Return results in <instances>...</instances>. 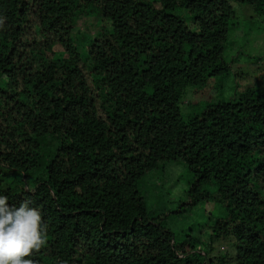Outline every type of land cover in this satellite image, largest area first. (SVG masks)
<instances>
[{
  "label": "trees",
  "instance_id": "trees-1",
  "mask_svg": "<svg viewBox=\"0 0 264 264\" xmlns=\"http://www.w3.org/2000/svg\"><path fill=\"white\" fill-rule=\"evenodd\" d=\"M244 14L264 25V0H0V192L46 225L26 259L264 264V64L231 96L181 105L246 76L225 57ZM172 164L191 174L184 199L151 216L139 183L162 168L166 194ZM200 204L208 223L179 241L167 218Z\"/></svg>",
  "mask_w": 264,
  "mask_h": 264
},
{
  "label": "rangeland",
  "instance_id": "rangeland-1",
  "mask_svg": "<svg viewBox=\"0 0 264 264\" xmlns=\"http://www.w3.org/2000/svg\"><path fill=\"white\" fill-rule=\"evenodd\" d=\"M242 12L247 13L245 10ZM240 13V11L238 12ZM243 14V13H242ZM245 15V14H244ZM245 19H239L232 22L229 31H228V43L225 48V57L233 65V69L237 71L240 75H246L244 77L240 76L236 79L226 77L225 81L223 79L213 80L211 83L210 90L204 91L203 95L201 92L198 94L194 93V89L188 88L182 99V112L185 115H189L192 112L191 105L198 107L203 101L212 99L213 101L218 98L219 95L231 96L235 93V86L241 85L245 87L246 83L250 82L252 84L255 81L257 72L261 64H264V25L260 26L258 23H251L249 15H245ZM77 28L82 31L83 27L79 23ZM80 31H74L72 35V40L75 44L84 46L87 43V36H80ZM90 38L94 37V33L90 34ZM247 43V46L244 44ZM263 71V70H262ZM234 74V73H233ZM264 76V71L262 72ZM250 76H253L250 77ZM260 85H264V81ZM242 87H239L242 89ZM209 96V97H208ZM197 107V106H196ZM197 109V108H195ZM194 109V110H195ZM188 113V114H187ZM41 171H36V175H40ZM162 168L155 170L146 177H144L139 183V189L141 195L145 199L147 212L149 215L153 216L159 213L163 209H175L177 207V201L179 199H184L183 192L187 189V184L191 179V174L187 171L186 167L181 164H172L166 166L165 175L167 190L166 194L159 192L158 187L160 182H163L162 177ZM36 177V176H35ZM171 193V195H170ZM169 195V196H167ZM179 198V199H178ZM206 205L200 204L199 206L191 210V214H171L167 218L168 226L171 230L178 235V240L181 241L182 237L180 236L189 224H201L208 223L206 222L207 218L205 217ZM209 209V208H208ZM213 216L219 215V212H212ZM194 231V230H193ZM193 231H188L192 233ZM186 236L184 237V239ZM225 250V247H222Z\"/></svg>",
  "mask_w": 264,
  "mask_h": 264
},
{
  "label": "clouds",
  "instance_id": "clouds-1",
  "mask_svg": "<svg viewBox=\"0 0 264 264\" xmlns=\"http://www.w3.org/2000/svg\"><path fill=\"white\" fill-rule=\"evenodd\" d=\"M0 192V264H33L26 259L46 242L42 212L29 199L9 203Z\"/></svg>",
  "mask_w": 264,
  "mask_h": 264
}]
</instances>
